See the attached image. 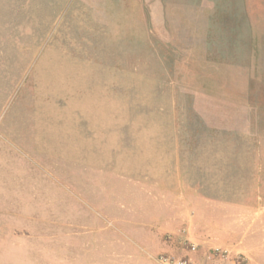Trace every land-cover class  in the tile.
Masks as SVG:
<instances>
[{"label": "rangeland", "instance_id": "obj_1", "mask_svg": "<svg viewBox=\"0 0 264 264\" xmlns=\"http://www.w3.org/2000/svg\"><path fill=\"white\" fill-rule=\"evenodd\" d=\"M160 255L264 264V0H0V264Z\"/></svg>", "mask_w": 264, "mask_h": 264}, {"label": "built area", "instance_id": "obj_2", "mask_svg": "<svg viewBox=\"0 0 264 264\" xmlns=\"http://www.w3.org/2000/svg\"><path fill=\"white\" fill-rule=\"evenodd\" d=\"M191 249L194 250L195 247L194 245L191 246ZM158 262L166 264V263H170V264H191L189 261L187 260H175V259H171L169 257L160 255L158 257Z\"/></svg>", "mask_w": 264, "mask_h": 264}]
</instances>
